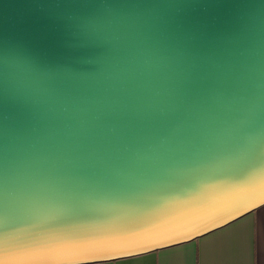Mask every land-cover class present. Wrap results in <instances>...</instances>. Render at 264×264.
<instances>
[{"label": "water", "instance_id": "95a60500", "mask_svg": "<svg viewBox=\"0 0 264 264\" xmlns=\"http://www.w3.org/2000/svg\"><path fill=\"white\" fill-rule=\"evenodd\" d=\"M264 206V0H0V264H99Z\"/></svg>", "mask_w": 264, "mask_h": 264}, {"label": "crops", "instance_id": "0c3cea01", "mask_svg": "<svg viewBox=\"0 0 264 264\" xmlns=\"http://www.w3.org/2000/svg\"><path fill=\"white\" fill-rule=\"evenodd\" d=\"M99 264H264V206L192 242Z\"/></svg>", "mask_w": 264, "mask_h": 264}]
</instances>
